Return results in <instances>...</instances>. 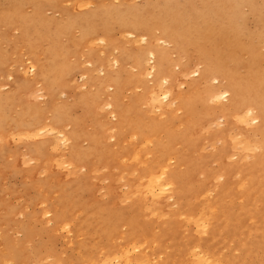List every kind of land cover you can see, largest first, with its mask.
Returning <instances> with one entry per match:
<instances>
[{
  "label": "bare ground",
  "instance_id": "1",
  "mask_svg": "<svg viewBox=\"0 0 264 264\" xmlns=\"http://www.w3.org/2000/svg\"><path fill=\"white\" fill-rule=\"evenodd\" d=\"M166 1L162 7L169 8L172 0ZM227 1V5L219 1L216 6L228 8L231 16L239 19L238 31L231 23L224 25L219 17H215L218 14L214 10L211 20L219 25L209 33L197 25L185 26L187 28L181 33L170 31L164 22L159 26L161 42L173 45L171 53L188 56L187 47H194L199 52L197 64L201 65L188 91L173 95L167 106L162 102L171 95L162 91L160 85L171 75L168 70L171 61L167 52L155 50L152 45L146 46L138 59L130 57L139 75L151 82L147 87L137 85L142 90L140 97L131 99L126 106L120 105V87L111 77L103 79V84H112L109 104L116 115L111 127L116 147L113 151L103 150V155L110 159L109 162L120 163L125 171L129 182L125 195L132 202L131 212L123 214L116 209L107 212L102 210L103 206L89 208L78 202L62 184L51 186L49 180L37 184L40 200L47 202L51 198L46 210L55 225L66 229L77 240L68 241L73 246V253L57 264H264V128L254 138L249 139L246 135L247 129L258 125L259 118L264 119V56L258 50V46L264 44V27L261 32L247 33L249 41L242 42L244 15L240 6L246 0ZM247 1L251 10L253 6L250 0ZM18 14H21L20 6L10 10L5 17ZM138 19L128 24L124 22L122 27L150 35V25ZM68 23V19L54 21L50 24V34L56 35L60 28L67 30ZM32 27L33 19H22L19 30L26 47L32 42ZM109 28L103 33L107 34ZM131 31L129 35H132ZM212 33H217L219 39L212 49H206V41ZM224 45L226 50L221 49ZM53 47V44L48 47L52 56L47 64L40 62L33 53L29 54L32 71L29 83L51 80L54 69L62 67V54ZM238 49L245 53V58L239 56ZM193 57L196 59V55ZM217 78H221L223 84L212 85L210 81ZM10 92L0 94V130L12 124L17 130L23 129L24 136H29L39 123L35 122L34 114L25 122V113L13 115ZM140 102H147L150 111H159L163 107L170 111L165 113L164 119H137L135 112ZM176 111L181 114L176 116ZM217 113L224 118V129L213 132L214 136H220V147L207 156L200 154L199 158L192 159L184 153V145L186 148L191 143L195 146L198 142L193 139L198 135L195 131H205L204 124ZM59 114L60 111L54 108L55 119ZM176 123L181 127H175ZM230 130L235 131L233 136L228 135ZM125 134L129 144L124 147L119 141ZM201 137L198 138H205ZM90 138L95 142L94 133ZM232 145L240 147L234 162L228 161ZM208 157L215 159L217 166L205 169L202 179L196 180L195 189H188V176ZM179 187L188 197L168 216L163 200L166 194ZM120 199L121 194H118L115 202ZM160 204L161 207L156 208ZM14 261V252L4 246L0 264Z\"/></svg>",
  "mask_w": 264,
  "mask_h": 264
},
{
  "label": "rangeland",
  "instance_id": "2",
  "mask_svg": "<svg viewBox=\"0 0 264 264\" xmlns=\"http://www.w3.org/2000/svg\"><path fill=\"white\" fill-rule=\"evenodd\" d=\"M164 1L0 0V94L11 90L9 104L13 115L25 113V122L34 114L35 122L39 123L29 136H24V130H17L12 124L0 130V255L4 246L8 247L16 257L12 264H57L60 259H66L73 253V246L68 241L77 240L66 229L57 227L46 210L51 198L43 202L37 195V184L46 180L50 181L51 186H66L78 202L87 204L86 207L103 206L100 209L107 212L113 209L123 214L131 212L132 202L125 195L129 185L125 171L120 163L109 162L110 159L103 155V150L113 151L116 147L111 128L116 115L109 104L113 87L111 83L103 84V79L111 77L120 87V105L126 106L131 99L140 97L142 90L137 85L147 87L151 82L139 75L130 57L138 59L143 49L152 45L155 50L167 52L171 61L168 67L171 75L160 85L162 91H168L171 95L162 102L167 106L173 95L188 91L201 65L197 64L199 52L194 47H187L188 56L170 52L172 43H163L159 37L161 23L164 22L170 31L177 33L184 31L188 25H197L209 33L219 25L212 21L211 11L214 10L218 14L215 17H219L224 25L231 23L238 31L239 19L232 17L228 8L219 9L216 6L219 1L227 5V0H172L169 8L162 7ZM250 3L253 6L251 10L247 0L240 6L244 15L243 35L240 36L242 42L249 41L247 33L261 32L264 27V0H250ZM16 6H20L21 14L5 17ZM23 18L34 20L32 42L28 47L19 30ZM137 18L150 25V35L142 31L132 32L131 29L132 35H129V28L122 27L124 22L132 23ZM61 19L70 21L67 30L60 28L56 35H51L50 24ZM105 28L110 30L107 34L103 33ZM217 39V33L210 34L206 49H212ZM52 44L53 50L62 54V67L54 69L51 80L29 83L28 79L32 77L29 54L33 53L40 62L47 64L52 56L48 47ZM224 46L222 50L227 49ZM258 50L264 56V44L259 45ZM239 56L246 57L241 50ZM220 79L210 82L220 86L223 84ZM54 108L60 111L58 119L54 118ZM149 109L147 102H140L135 112L137 119H164L165 113L170 111L163 107L159 111L164 115H160L159 111ZM175 114L178 116L181 112L176 111ZM263 120L259 118L256 122L258 125L253 123L255 126L246 130L249 139L256 137L258 131L264 128ZM174 126L181 127L177 123ZM204 127L205 131H195L198 134L195 137H205L198 140L193 138L198 141L196 144L194 142L196 147L193 143L187 145L188 148L184 145V153L192 159L200 154L207 156L221 145L220 136H214L213 132L224 129V118L217 113L207 120ZM233 130L228 131V135L233 136ZM93 133L95 142L93 137L90 138ZM127 137V134L121 136L119 144L128 146ZM232 147L228 157L230 162L236 160V153L240 149L239 145ZM208 158L188 176V189H195L205 169L217 166L215 159ZM172 192L166 194L163 200L168 216L173 210H178L188 197L180 187ZM118 194H121V199L115 202ZM180 199L181 202L177 203ZM159 207L161 204L156 208Z\"/></svg>",
  "mask_w": 264,
  "mask_h": 264
}]
</instances>
